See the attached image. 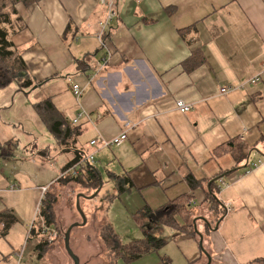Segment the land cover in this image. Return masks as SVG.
<instances>
[{
	"label": "crops",
	"instance_id": "crops-1",
	"mask_svg": "<svg viewBox=\"0 0 264 264\" xmlns=\"http://www.w3.org/2000/svg\"><path fill=\"white\" fill-rule=\"evenodd\" d=\"M15 8L21 21L9 39L33 78L34 93L45 90L39 100L27 101L29 106L49 100L63 117L69 112L87 117L71 148L59 149L40 127L35 129L51 146L26 144L31 154L22 158L16 141L18 155L0 167V194L12 186L18 192L54 190L74 153L87 157L97 147L91 164L100 184L90 195L108 183L107 207L104 217H96L95 210L84 226L73 228L70 243L76 231L89 230L101 244L103 223L122 244L140 241L148 234L143 228L148 218L140 211L175 203L178 227L192 233L165 227L173 253L167 264L176 258L179 264H263L264 0H117L104 47L98 42L99 23L106 17L100 0H38ZM71 84L80 87V98ZM222 87L232 90L219 94ZM19 98L0 109L9 112ZM177 101L189 111L180 113ZM66 121L71 126L72 120ZM120 134L126 135L124 142L104 146ZM229 144L244 148L242 161ZM14 161L25 167L18 169ZM49 170L56 174L48 181ZM188 176L198 185L190 187ZM113 177L127 178L128 184L122 182L119 190ZM216 177H221L216 182L221 209L213 213L206 194ZM95 197L80 198L79 206ZM127 197L139 201V211L130 208ZM5 212L0 204V215ZM78 220L72 217L67 228L81 224Z\"/></svg>",
	"mask_w": 264,
	"mask_h": 264
},
{
	"label": "rangeland",
	"instance_id": "rangeland-1",
	"mask_svg": "<svg viewBox=\"0 0 264 264\" xmlns=\"http://www.w3.org/2000/svg\"><path fill=\"white\" fill-rule=\"evenodd\" d=\"M12 10L13 8H10L8 0H4L2 2V5L0 4V15H6L8 19H10V23L13 24L12 27L7 26L8 30H12L20 26V23L16 18L17 16L11 15ZM8 62L15 63L13 57ZM35 88L36 87L34 86L32 88V92L28 93L27 96L25 95L26 94L25 92L16 91L15 85L9 86L6 89L0 91V107H3L4 105H6V103L10 104L11 98L13 96L20 97L19 99H16V107L12 108L9 112H6L5 109H0V139L9 140L15 137V140L18 141L20 148L23 149V152L19 154V157L22 158L29 157V155L31 154L30 149L29 147L26 146V144L32 143L37 147H44L45 145L51 146L50 143L49 144L45 143L44 140L45 136L40 134L41 131L39 129H35V127L37 128L39 127L45 128V127L41 122H39L36 113L34 112L33 108L29 106L27 102L29 100L31 101L33 100L35 102V100H39V98H42V96H44L45 90L44 92H42L41 90L39 92L34 93L33 90ZM22 97L25 98L27 97V98L24 100ZM68 100H69L68 105H71L72 102L70 98L66 96L65 101L68 102ZM17 105H20L22 108L21 107L18 108ZM72 114L73 112L67 113L64 116L65 119L73 120L76 117V114L73 117L71 116ZM21 119H23L24 122H21L20 121ZM83 120L85 119L84 118L80 119L78 121V124H80ZM32 121H34L35 124L31 125ZM8 122L10 123V125ZM12 124L14 125V127ZM24 126L28 128V132ZM87 139H89L88 136L86 137V140ZM24 147L27 148L24 149ZM96 148L97 147L90 148V150H88L87 152V154L93 155L95 161H96L97 153L94 152V149ZM110 148H107V151ZM45 154L46 152L41 153V155H45ZM52 154L55 153L52 152ZM17 155L18 152H16V156ZM12 163L16 165L18 169L25 167V166H20V167L18 166L24 163V161L19 163L14 161ZM26 164L29 165L30 164L29 161H27ZM90 165L92 166V164ZM0 167H4L3 160H0ZM9 173L10 171H8V174ZM55 174H56L55 170H49L47 177L48 181L51 178H53ZM67 174H68L67 170L66 172L62 171L60 178L62 179L65 178ZM31 176H32L30 177L31 179H33L36 182H39V180H36L37 176L35 175L34 176L31 175ZM44 182L45 179L40 180L39 183L43 184ZM107 184L108 183L104 185V188L101 192L99 191L98 195L96 194L90 195L91 191L82 190V186H78L75 183H67L63 185L56 182L55 184L56 186L53 187L54 190H51L48 187L45 193L48 192V194L56 198V204L53 209V214L55 217V221L53 225H54V229H56V231L60 233L59 235L61 238L55 242L48 243L46 252L43 253L42 257H38V254L36 252L37 245L42 241L47 240V236L45 234H41L40 229L38 228V226L42 223L40 217L41 206L39 203L40 192L28 188V189H22L20 192L14 189L13 191L7 193H1L0 194L1 206L5 208L8 213L11 212L14 218H16L15 220H17V222H14L12 226H10V230H8V233L5 235V237L0 238V260L5 259V261H2L1 264H73L71 259L68 257L66 251L64 250L63 235L67 226L71 223L72 217H77V219H79L78 221L82 219L81 216L76 213L77 211H75L77 210L74 203L76 195L79 193H83L84 195L89 196L92 199L95 196H97L95 197L94 200H91V202L84 204L89 208L93 207V205L95 206L92 209H89V211L83 209L85 208V206L82 208L80 205V210L85 219L86 217L90 218L91 212H94L95 210L97 212L96 217L98 216L104 217V215H102L101 213H104L107 207L106 204L107 202L104 198L105 190L109 188V185ZM115 191L116 190L114 189L113 193H115ZM82 202H84V200H80V203ZM125 202L128 203L130 208H133L135 211H139L141 208L140 206L136 208V206L139 205L138 200L136 201L132 198L130 199L127 197ZM32 221L34 222V225L37 226V231H38V234L33 237L34 242L33 240L27 238L28 229ZM149 222L151 221L147 219L146 221L147 224H145L143 227L144 231L148 232V235L154 236L155 238L168 241L167 239L169 233L168 228L157 226L156 224ZM75 233H76L75 237L72 238L71 240L70 247L73 253L76 255V257H78L79 264H167L166 260L169 258V256L172 258V254H173L170 246H167L166 244L164 247L160 248L159 250H154L147 254L142 255L136 261L126 262L122 258L116 259L115 257H108L107 254L105 253L106 248L104 247V245L102 243L101 244L95 243L93 231H89V230L83 232L76 231ZM121 236L123 240H129L131 235L129 236V239L125 238L122 234ZM174 250L176 249L174 248ZM18 251H20L21 253L20 259L15 255ZM179 261L180 259L176 258L173 260V262H170L169 264H179Z\"/></svg>",
	"mask_w": 264,
	"mask_h": 264
},
{
	"label": "trees",
	"instance_id": "trees-1",
	"mask_svg": "<svg viewBox=\"0 0 264 264\" xmlns=\"http://www.w3.org/2000/svg\"><path fill=\"white\" fill-rule=\"evenodd\" d=\"M4 0H0V4ZM38 0H8L10 8H13L11 15L17 16L15 5L17 3H22L25 5L37 2ZM20 23L19 16L16 17ZM10 19L6 15H0V90H4L9 86L15 85L16 91L27 93L34 86L33 78L30 77L28 70L22 61L21 57L15 52V48L10 41V32L16 29L8 30L7 26L12 27ZM105 35L102 36V40H105ZM15 54V56H14ZM13 57L15 63H9L8 61ZM33 110L38 116L40 122L48 130V132L53 136L56 141V145L59 149L65 150L66 148L72 147V142L80 136L79 125L70 126L66 119L60 115V113L54 108L49 100L40 101L33 105ZM16 140L11 138L7 141H0V160L7 161L11 160L16 156L18 146L15 142ZM232 150L233 156L236 160L242 161L245 158V150L241 145L229 144ZM8 151H6V150ZM83 153L75 152L74 158L69 162L62 171H66L73 165L79 164L78 170L75 176L66 175L65 178H59L57 180L60 184L75 183L78 186H82V190L94 191L98 188L100 184V179L97 178L95 171L90 164L83 163ZM221 177L213 178L208 183V192L206 194V202L213 213L217 210L220 211L221 207L217 201L216 194L218 188L216 187L217 180ZM116 181L118 189L121 190V183L128 184L127 178L113 177ZM122 179V180H121ZM188 184L190 187H195L198 185L196 181L190 176L187 177ZM41 211L40 217L44 222L45 226L54 229L55 217L53 214V209L56 204V198L52 195L45 193L44 197L41 199ZM141 213L147 217L151 223L157 226L170 227L172 229L177 228L178 231L192 233L186 227H178L176 222V216L179 213V205L175 203L160 208L158 210H150L144 208ZM11 215V216H10ZM15 222L14 216L11 212H5L0 215V223L3 224L2 230H0V238L5 237L10 226ZM56 230V229H55ZM34 233V230L31 231ZM60 234V233H59ZM99 239L101 243L106 248L105 253L108 257L122 258L126 262H132L138 260L142 255L147 254L154 250H159L164 247L167 242L162 239H157L151 235H144L143 239L140 241H135L128 244H122L118 236L113 232L111 226L107 223H103L99 233ZM58 235V240L60 239ZM48 247V242L42 241L37 245L38 257H42L43 253L46 252ZM2 260H0L1 264ZM264 264V260L261 261Z\"/></svg>",
	"mask_w": 264,
	"mask_h": 264
},
{
	"label": "built area",
	"instance_id": "built-area-1",
	"mask_svg": "<svg viewBox=\"0 0 264 264\" xmlns=\"http://www.w3.org/2000/svg\"><path fill=\"white\" fill-rule=\"evenodd\" d=\"M100 3L106 8V17H105L104 21L99 23L100 28H101V32L98 34V42H99V44L102 47H104L105 43L102 40V36H103L104 32L109 29V27L111 26L112 22L115 21V19H116L117 0H100ZM257 80L258 79L256 78V79L250 80L248 82H249V84H254ZM70 90L72 91V94H73V96L76 99L81 97L82 91H81V89H80V87L78 85L71 84L70 85ZM230 90H232V89H229V88H226V87H222V88L219 89V94H226V93L230 92ZM176 109L180 113H185V112L189 111L190 107L188 105H185L181 101H177L176 102ZM83 116H84V113L77 114L76 118H74L71 121V125L72 126L78 125V121L80 119H82ZM86 117H84V118H86ZM126 138L127 137H126L125 134H120L119 136L113 138L111 141H109L107 143H104V146H112V145L120 144V143L124 142L126 140ZM94 144H95V142L92 141L91 145H94ZM92 162H93V155L92 154H90L87 157L83 158V163L91 164ZM78 166H80V165L76 164V165H73L71 168H69L67 170L68 171L67 175L75 176V173L77 172V170L79 168ZM14 189H15V187L12 186L8 190L9 191H13ZM40 190H41L40 192H41V199H42L44 197V193L47 190V187H42V188H40ZM41 199H40V202H41ZM40 206H41V203H40ZM38 212H39V210H38ZM41 221H42V219H41ZM40 226H41L40 228L38 226V228L40 229V233L41 234H45L47 236L46 242L51 243V242H55V241L58 240L59 233L55 229H51L48 226H45L43 221L40 224ZM2 228H3V224L0 223V230ZM34 228H36V226L34 225V222L32 221V223H31V225L29 226V229H28V237L27 238L31 239V235H32L31 231L34 230ZM37 233H38V231H37ZM15 255L19 259L21 258L20 251H18Z\"/></svg>",
	"mask_w": 264,
	"mask_h": 264
},
{
	"label": "water",
	"instance_id": "water-1",
	"mask_svg": "<svg viewBox=\"0 0 264 264\" xmlns=\"http://www.w3.org/2000/svg\"><path fill=\"white\" fill-rule=\"evenodd\" d=\"M80 198H91V197H86L83 194L77 195V197H76V202H75V206H76V209H77L76 211L81 216L82 222H81V224L74 223L71 226H69L66 229V231L64 232V238H63L64 250L66 251L68 257L71 259V261H72L73 264H79V260H78V257H76V255L71 250L70 242H69L70 241V233H71V231H72L73 228H76V227H79V226H84L85 223H86V219L84 218V216H83V214H82V212L80 210V206H79V199ZM208 262H210V261H208Z\"/></svg>",
	"mask_w": 264,
	"mask_h": 264
},
{
	"label": "bare ground",
	"instance_id": "bare-ground-1",
	"mask_svg": "<svg viewBox=\"0 0 264 264\" xmlns=\"http://www.w3.org/2000/svg\"><path fill=\"white\" fill-rule=\"evenodd\" d=\"M2 230V229H1Z\"/></svg>",
	"mask_w": 264,
	"mask_h": 264
}]
</instances>
